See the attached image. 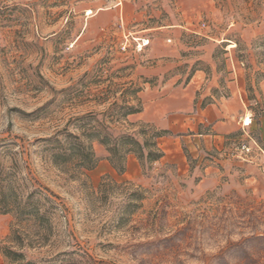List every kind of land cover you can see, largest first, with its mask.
<instances>
[{
  "label": "rangeland",
  "instance_id": "1",
  "mask_svg": "<svg viewBox=\"0 0 264 264\" xmlns=\"http://www.w3.org/2000/svg\"><path fill=\"white\" fill-rule=\"evenodd\" d=\"M260 25L243 40L240 29ZM128 31L147 36L143 52L119 49ZM234 71L259 143L264 0H0V145L15 143L0 152V193L10 185L23 203L39 189L55 204L38 221L0 209L2 263L18 264L2 254L11 251L34 264H264V171L256 155L230 156L245 116L222 144L192 147L191 133L212 134L213 123L164 102L193 79L201 81L195 102L204 107L227 96ZM100 72L140 88L142 111L127 118L135 125L117 131L167 130L159 160L142 167L130 154L119 175L93 143L99 161L80 175L52 166L33 145L69 117L123 104V88L107 81L67 90ZM148 99L161 102L148 109ZM172 117L179 120L171 128L154 122Z\"/></svg>",
  "mask_w": 264,
  "mask_h": 264
},
{
  "label": "trees",
  "instance_id": "2",
  "mask_svg": "<svg viewBox=\"0 0 264 264\" xmlns=\"http://www.w3.org/2000/svg\"><path fill=\"white\" fill-rule=\"evenodd\" d=\"M116 76H108L102 79V72L93 76L85 73L77 82L67 90L77 91L78 88L88 89L90 86H98L104 81L108 82L107 88L122 87V105L112 104L102 112L89 111L80 115L69 117L64 126L54 131L51 135L35 140L34 146H38L44 152L48 162L58 168L67 169L69 172L83 175L97 165L99 159L96 156L93 143L102 146L106 151V160L111 167L122 175L126 167L128 155H135L142 167L159 160L163 153L158 147V139L167 133V130H157L149 124H140L136 137L127 131H117L125 123L127 126L135 124L127 121L131 115L140 113L142 105L137 96L139 87L132 83H116ZM188 77L186 80L188 81ZM128 100L137 101L134 105ZM50 105L47 104L39 110ZM203 107V105H202ZM259 113L264 115V106L260 107ZM15 143L0 145V152H7ZM51 193H42L39 189H33L27 194L25 202L16 203V193L10 185L4 187L0 193V209L3 212L18 214L26 220H43L52 214L55 204L49 198ZM15 196V197H14ZM9 198V199H6ZM14 198L13 200H10ZM46 202L45 204L41 203ZM3 256L18 264H34L26 261L22 254L11 251H2Z\"/></svg>",
  "mask_w": 264,
  "mask_h": 264
},
{
  "label": "crops",
  "instance_id": "3",
  "mask_svg": "<svg viewBox=\"0 0 264 264\" xmlns=\"http://www.w3.org/2000/svg\"><path fill=\"white\" fill-rule=\"evenodd\" d=\"M260 27L261 25L259 27L255 26L254 28L240 29L241 37L248 43L257 32H259ZM135 33L138 32H126V34H129L132 39H137L142 36L145 37V35L137 36ZM233 76L235 80L229 85L227 96H221L219 98H214L212 96L213 101L204 107H200V102H195V94L197 93L201 82L198 80L194 81L192 79L185 88H182L181 90L174 89L164 98V102L171 104V108H174L175 110H195V115H192L191 117L192 120L197 118L198 122L213 123L211 129L212 134H204L202 136V134L197 132H193V134L191 133L193 139L191 141L189 140L190 146L199 147V144L202 142L203 146L208 149L215 142L222 144L225 140V135L234 134L239 129V118L245 116V111L247 109L245 101L243 100L245 99L244 90L238 80L241 75L238 74L237 71H234ZM257 95L264 99V80L258 85ZM146 101L148 109L159 105L158 102H161L155 99H148ZM178 120V117H172L166 121V124L162 123L159 119L154 120V122L162 128H171ZM250 126L251 125H249L248 128H250ZM255 126L259 137V143L264 145V115H260L256 118ZM189 130H192V128L190 127ZM201 137L203 138L202 141L200 140ZM0 264H3L1 255Z\"/></svg>",
  "mask_w": 264,
  "mask_h": 264
},
{
  "label": "built area",
  "instance_id": "4",
  "mask_svg": "<svg viewBox=\"0 0 264 264\" xmlns=\"http://www.w3.org/2000/svg\"><path fill=\"white\" fill-rule=\"evenodd\" d=\"M147 37H138L132 39L129 34L123 33L119 42V49L124 53H140L143 52L148 45ZM252 121V114L246 113L244 120L241 121L240 130L242 133V140H240L230 152V156L240 160L248 161L253 155L259 159V165L264 171V149L260 144L250 135L248 127Z\"/></svg>",
  "mask_w": 264,
  "mask_h": 264
},
{
  "label": "bare ground",
  "instance_id": "5",
  "mask_svg": "<svg viewBox=\"0 0 264 264\" xmlns=\"http://www.w3.org/2000/svg\"><path fill=\"white\" fill-rule=\"evenodd\" d=\"M229 47H233V45H229Z\"/></svg>",
  "mask_w": 264,
  "mask_h": 264
}]
</instances>
